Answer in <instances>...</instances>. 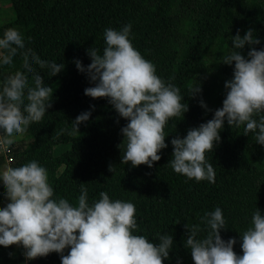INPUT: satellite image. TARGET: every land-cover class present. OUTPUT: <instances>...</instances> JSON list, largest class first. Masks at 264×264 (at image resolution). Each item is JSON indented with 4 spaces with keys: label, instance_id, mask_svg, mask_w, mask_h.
I'll use <instances>...</instances> for the list:
<instances>
[{
    "label": "trees",
    "instance_id": "trees-1",
    "mask_svg": "<svg viewBox=\"0 0 264 264\" xmlns=\"http://www.w3.org/2000/svg\"><path fill=\"white\" fill-rule=\"evenodd\" d=\"M9 2L14 19L0 25V33L14 28L41 59L65 66L50 77L47 69L34 65L43 83L52 89L51 107L41 121L30 123L27 131L15 139L10 150L12 162L6 163L0 154V167L36 160L48 171L54 197H64L72 204L77 202L82 187L87 189L89 203L99 198L100 191H106L110 199L131 201L138 225L135 234L145 235L154 244L158 242L153 239L158 232L173 237L174 246L162 264H193L183 244L185 224H199L205 211L218 206L226 222L221 238H234L233 251L242 254L239 235L249 226L256 208L264 214V147L255 143L251 132L243 135V126L235 128L225 122L220 142L205 154L216 172L215 182L210 184L173 172L168 164L172 153L168 142L211 119L213 111L221 106L224 82L231 79L232 66L219 62L231 47L229 37L237 29L243 36L251 28L260 40L253 47H264V0ZM126 23L131 24L133 47L154 64L159 77L179 87L182 95L193 76L201 84L198 96H183L188 110L182 119L173 117L165 126L168 146L160 150V160L151 168L121 162L124 142L120 129L127 121L118 116L106 98L84 95V89L93 85L74 66L75 59L83 66L90 63L87 49L95 47L102 52L105 28L118 30ZM240 51L246 56L248 46ZM22 64L18 58L13 69H0V81L22 71ZM200 99L211 111L199 106ZM86 110L91 115L78 126V133L70 135L66 130L57 135L60 129H69L71 121ZM18 140H26L25 147H19ZM59 175L65 183L59 182ZM4 191L1 184L0 204ZM67 252L66 248L64 255ZM22 253L23 249L16 245L0 246V264H24ZM35 260L37 264H60L55 252Z\"/></svg>",
    "mask_w": 264,
    "mask_h": 264
},
{
    "label": "clouds",
    "instance_id": "clouds-1",
    "mask_svg": "<svg viewBox=\"0 0 264 264\" xmlns=\"http://www.w3.org/2000/svg\"><path fill=\"white\" fill-rule=\"evenodd\" d=\"M130 30V23L118 30L105 28L102 52L91 47L86 50L90 63L83 66L75 59L74 66L93 85L84 89V95L106 98L127 121L120 129L124 142L121 162L151 168L160 160V150L168 146L165 126L173 117L182 119L188 110L183 96H198L201 84L193 76L182 95L179 87L159 77L154 64L133 47ZM229 39L231 47L219 63L232 66V75L224 82L221 106L211 119L168 142L172 147L168 164L189 180L215 182L216 172L205 154L220 142L225 122L235 128L243 126V135L251 132L255 143L264 147V47H253L260 40L251 28L243 36L237 29ZM246 45L245 56L240 50ZM18 58L23 61L22 71L0 81V154L8 153L29 124L41 121L51 107L52 89L43 83L36 67L47 69L51 77L65 66L41 59L26 46L20 32L6 28L0 33V69H13ZM198 104L211 111L202 99ZM90 115L88 110L81 112L69 129L62 128L57 135L66 130L70 135L78 133V126ZM0 182L7 200L0 208V246L21 247L24 264L53 252L59 255L60 264H162L174 246L167 232L156 233L155 244L145 235L135 234L138 225L131 201L110 199L106 191H100L99 198L89 203L83 187L75 204L54 197L48 171L36 160L16 167L3 165ZM199 219V224H185L183 244L193 264H264V214L259 209L252 212L249 226L239 235L240 255L233 251L234 238H221L226 222L220 207L205 211Z\"/></svg>",
    "mask_w": 264,
    "mask_h": 264
},
{
    "label": "rangeland",
    "instance_id": "rangeland-1",
    "mask_svg": "<svg viewBox=\"0 0 264 264\" xmlns=\"http://www.w3.org/2000/svg\"><path fill=\"white\" fill-rule=\"evenodd\" d=\"M13 19H14V13H13V10H12V7H11L9 0H0V25L11 22V21H13ZM19 141H20L19 147H21V148L25 147V144L27 141L26 140H18V142ZM55 152H56V154L58 153L57 150ZM60 171H58V173H60ZM58 177H59V182L61 184L65 183L64 177H62L61 175H59ZM1 184H2V182H0V185ZM6 203H7V200L3 196L2 200H1V204H0V208H2ZM27 264H37V262L35 259H33V260L28 261Z\"/></svg>",
    "mask_w": 264,
    "mask_h": 264
},
{
    "label": "built area",
    "instance_id": "built-area-1",
    "mask_svg": "<svg viewBox=\"0 0 264 264\" xmlns=\"http://www.w3.org/2000/svg\"><path fill=\"white\" fill-rule=\"evenodd\" d=\"M10 153H11V151H9L8 153H5V154H1L4 156L6 163L12 162Z\"/></svg>",
    "mask_w": 264,
    "mask_h": 264
}]
</instances>
